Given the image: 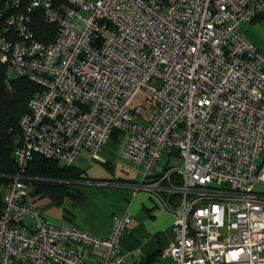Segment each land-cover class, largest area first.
Instances as JSON below:
<instances>
[{
    "label": "built area",
    "instance_id": "1",
    "mask_svg": "<svg viewBox=\"0 0 264 264\" xmlns=\"http://www.w3.org/2000/svg\"><path fill=\"white\" fill-rule=\"evenodd\" d=\"M18 3L0 6V63L7 80L37 90L18 119L17 173L2 191L0 264L124 263L127 213L103 237L52 226L34 205L37 179L24 174L33 156L61 168L81 152L103 162L113 131L125 137L120 160L139 174L123 187L175 215L163 256L264 264V194L254 191L264 184V57L241 33L264 0H28L22 13ZM32 11L54 27L47 44L33 38ZM141 90L142 105L129 109ZM161 156L178 165L157 169Z\"/></svg>",
    "mask_w": 264,
    "mask_h": 264
},
{
    "label": "crops",
    "instance_id": "2",
    "mask_svg": "<svg viewBox=\"0 0 264 264\" xmlns=\"http://www.w3.org/2000/svg\"><path fill=\"white\" fill-rule=\"evenodd\" d=\"M242 34L264 57V12L245 25ZM109 146H112L110 140L99 153L103 162L93 160L102 166L103 171L99 170L97 174L91 168L84 171L78 164L87 167L88 160L80 156L73 165L82 171L80 177L86 183L68 187L67 196L60 202L49 196H34L35 207L48 224L75 227L94 237L106 235L112 219L127 213L129 223L118 239L119 249L124 254L123 264H174L173 259L163 256L161 251L173 241L175 215L166 211L156 196L123 187L136 184L139 174L126 162L121 161L126 168L113 164ZM24 223L28 226L30 221L26 219ZM69 249L86 262L93 261L83 248L69 245Z\"/></svg>",
    "mask_w": 264,
    "mask_h": 264
},
{
    "label": "trees",
    "instance_id": "3",
    "mask_svg": "<svg viewBox=\"0 0 264 264\" xmlns=\"http://www.w3.org/2000/svg\"><path fill=\"white\" fill-rule=\"evenodd\" d=\"M4 1L0 0V6ZM27 2L28 0H19L15 12H25ZM29 17V28L33 38L41 44H47L54 33V27L45 24L38 11L30 12ZM5 73L6 66L0 63V209L2 191L9 183V177L17 173L16 164L12 158V152L18 140L17 122L26 111L29 97L37 90L34 84L23 78L12 76L7 80ZM117 136V133L113 131L109 140ZM81 173L82 171L74 165L61 168L40 156H33L24 172L26 176L37 179L29 183L33 196H49L57 202L67 196L68 187L78 185L74 184L75 182L85 181L80 177Z\"/></svg>",
    "mask_w": 264,
    "mask_h": 264
},
{
    "label": "rangeland",
    "instance_id": "4",
    "mask_svg": "<svg viewBox=\"0 0 264 264\" xmlns=\"http://www.w3.org/2000/svg\"><path fill=\"white\" fill-rule=\"evenodd\" d=\"M241 33H242V30H241ZM143 100H144V93L141 90V91L137 92L135 94V96L133 97V99L131 100V102L129 104V109L138 108L140 105H142ZM124 143H125V137L124 136H117L115 139L110 140V144L112 146H109V154H110L109 156H111V159L113 160V164H115L119 168H121V167L126 168L124 166L125 164L121 162L120 158L118 159L119 153H120ZM80 156L88 160L87 167L85 165L78 164L79 165L78 167H80L84 171H87L89 168H91L92 172L94 174H97L99 172V170H102V171L104 170L98 162H93V160L91 161L88 158L87 153L81 152ZM166 164H171V165L175 164L176 166L178 165V163L176 161H168L166 156H161L160 161L157 163L156 167H157V169H161V168L165 167ZM118 167H116V168L119 169ZM254 191L264 194V184L255 185Z\"/></svg>",
    "mask_w": 264,
    "mask_h": 264
}]
</instances>
